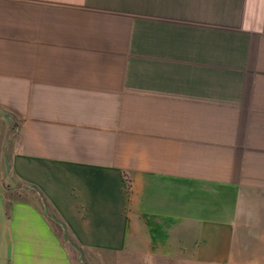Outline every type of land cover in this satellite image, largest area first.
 <instances>
[{
  "label": "crops",
  "instance_id": "1",
  "mask_svg": "<svg viewBox=\"0 0 264 264\" xmlns=\"http://www.w3.org/2000/svg\"><path fill=\"white\" fill-rule=\"evenodd\" d=\"M0 110V264H264V0H0Z\"/></svg>",
  "mask_w": 264,
  "mask_h": 264
},
{
  "label": "rangeland",
  "instance_id": "2",
  "mask_svg": "<svg viewBox=\"0 0 264 264\" xmlns=\"http://www.w3.org/2000/svg\"><path fill=\"white\" fill-rule=\"evenodd\" d=\"M6 114H9V113L0 110V116L1 117H2V115L4 116ZM6 126H7L6 122H4V120L3 121L0 120V131L4 132L6 134V137H5V145H7L8 142L13 145V143L15 141V136L14 135L13 136L11 135L12 131L10 133L9 127H6ZM74 259L77 262V256L75 254H74ZM103 259L105 261V264H118V263L123 262V261L126 262V259H123L121 261V258H119V257H117L115 255L106 254V253L103 256ZM89 260H91V262H93V264L96 263V261L93 260L92 257H90ZM100 263H101V261H100V259H98L97 260V264H100ZM78 264H82V263H78Z\"/></svg>",
  "mask_w": 264,
  "mask_h": 264
},
{
  "label": "water",
  "instance_id": "3",
  "mask_svg": "<svg viewBox=\"0 0 264 264\" xmlns=\"http://www.w3.org/2000/svg\"><path fill=\"white\" fill-rule=\"evenodd\" d=\"M4 162H5V166H6V170H7V172H9L10 171V164H9V159H8V157H7V155L5 154L4 155ZM45 214L52 220V221H54L55 223H57L59 226H61V228H62V230H63V239H64V241L65 242H68L76 251H77V253H78V255H79V261H80V263H82V264H86V263H84V261H83V253H82V251L78 248V247H76L75 245H73L70 241H68V238H67V235H66V228H65V226L61 223V222H59L55 217H52L51 215H49V213H48V211H47V207L45 206Z\"/></svg>",
  "mask_w": 264,
  "mask_h": 264
}]
</instances>
